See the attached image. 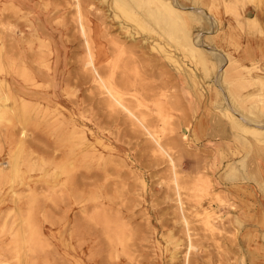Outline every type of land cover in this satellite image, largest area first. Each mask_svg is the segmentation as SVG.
I'll return each mask as SVG.
<instances>
[{"label": "rangeland", "instance_id": "rangeland-1", "mask_svg": "<svg viewBox=\"0 0 264 264\" xmlns=\"http://www.w3.org/2000/svg\"><path fill=\"white\" fill-rule=\"evenodd\" d=\"M115 1L0 0V264H251L231 217L210 208L208 171L180 123L205 128V141L260 143L232 119L264 130V60L243 56L264 36V0H178L194 10L188 32L210 69L184 47L181 19L165 21L150 0H130L126 17ZM116 36L152 60L136 78L120 58L130 84L107 108Z\"/></svg>", "mask_w": 264, "mask_h": 264}, {"label": "crops", "instance_id": "crops-1", "mask_svg": "<svg viewBox=\"0 0 264 264\" xmlns=\"http://www.w3.org/2000/svg\"><path fill=\"white\" fill-rule=\"evenodd\" d=\"M263 15L255 16L259 21ZM263 37L258 35L245 45V63L264 60ZM192 96L197 102V96ZM194 112L198 113L196 109ZM212 128L210 135H214L215 126ZM206 133L197 123L189 135L194 138L191 148L201 153L208 171L212 190L207 199L209 206L216 213L231 217V227L239 231L236 245L249 256L246 262L264 264V146H241L216 136L205 141Z\"/></svg>", "mask_w": 264, "mask_h": 264}, {"label": "bare ground", "instance_id": "bare-ground-1", "mask_svg": "<svg viewBox=\"0 0 264 264\" xmlns=\"http://www.w3.org/2000/svg\"><path fill=\"white\" fill-rule=\"evenodd\" d=\"M91 0H89V2H90ZM102 3H106V0H100ZM108 1V0H107ZM136 2H141L142 3V1L141 0H135ZM148 1V0H147ZM153 4H151V5H154L155 4V6H156V8H158V10H160V12L162 13V15L161 16H163L164 17V19H166L165 21H167V20H170V22H172V23H174V24H178L179 23V21H180V19H181V21H180V23L179 24H181V22L183 23V24H181V25H183V28H184V30H182L183 31V43H184V47L186 48V50L188 49V50H191V52L193 53V54H196L197 55V57H198V61H196L197 63H199V64H201L202 66H204L205 67V69H210V67L211 66H209V63H208V60H207V57L205 56V54H207L206 52H204V51H201V50H199V49H197V44L195 43V41H194V39L191 37V35L189 34V30H188V22H189V20H192V19H194V13H193V11L190 9L189 11H188V13H187V15H185V14H183L180 10H181V7H180V5L178 4V0H150ZM116 2V4H119V5H121V11H122V13L124 14V15H126V17H127V15H129L128 13H129V11H131V1L130 0H116L115 1ZM85 3H87L86 1H85ZM140 3V4H141ZM143 3H144V1H143ZM83 4V2H78V3H76V6H80V5H82ZM138 4V3H137ZM140 4H138V5H140ZM150 4V3H149ZM118 5V6H119ZM131 5V6H130ZM139 7H141V6H139ZM143 7V6H142ZM76 8V7H75ZM80 8V7H79ZM184 9V8H183ZM120 10V9H119ZM136 10V9H135ZM155 10V9H154ZM153 10V11H154ZM157 10V11H158ZM152 11V10H151ZM182 11H184V10H182ZM134 12V11H133ZM136 12V11H135ZM159 12V13H160ZM79 13V12H78ZM149 13V12H148ZM151 13L152 12H150L149 14L151 15ZM153 13H155V12H153ZM123 14H122V16H123ZM250 15V14H249ZM129 16H131V15H129ZM137 16V15H136ZM135 16V17H136ZM162 17V18H163ZM254 17V16H253ZM128 18H130V17H128ZM192 18V19H191ZM247 18V17H246ZM131 19V18H130ZM157 19V18H156ZM177 19H179V21L177 20ZM160 20H162V19H160ZM178 22H177V21ZM248 20H250L249 21V23L251 22V23H253V25H256L257 24V20H255V18H250V19H248ZM247 20V21H248ZM175 21H176V23H175ZM158 22V21H157ZM169 22V21H168ZM167 22V23H168ZM169 22V23H170ZM242 22V21H241ZM240 23V22H239ZM174 24H173V26H174ZM5 25V24H4ZM7 25V24H6ZM180 25V26H181ZM248 25V24H247ZM250 26V25H249ZM176 27V26H175ZM239 27H242V26H239ZM127 30V29H126ZM179 30V29H178ZM190 30H191V28H190ZM179 32V31H178ZM127 34H129L130 35V37H132V33L130 32L129 33V31L127 30ZM117 37L118 36H116V38H112L111 39V42L113 43V45H114V48H113V52L116 54L117 53V56H116V59H115V61H114V63H113V65H112V69H113V71H112V74H113V78H114V84H113V90H112V95H111V98L110 97H108V98H106V100L104 101L105 103V105L107 106V108H109V106L111 107V99L113 98V100L114 101H117V102H120L122 99H121V97H122V93H123V91H122V89H126V87L128 86V84H130V77H129V74H128V70H130V69H128L127 70V64H126V62H121L120 61V58L121 57H123L124 59V61H127V63L129 62V63H131V64H133L135 67H137L138 69H140L141 71H142V69L143 70H146V69H144V68H142L143 66H147V63H148V61H150V60H152L151 59V57H147L146 58V54L145 53H143V51H139V50H135V46H132V49H130L129 47H127L126 46V43H121L120 41H119V39H117ZM39 40V39H38ZM39 42H41V45H43L42 43V41L41 40H39ZM200 42V41H199ZM137 44V43H136ZM206 46V45H205ZM43 47V46H42ZM137 47V46H136ZM134 48V49H133ZM156 48V47H155ZM152 50H154V49H151V50H149V51H152ZM160 51V50H159ZM49 52H50V50H49ZM144 52H146V51H144ZM162 52L164 53V54H170L169 53V51L168 50H166V49H163L162 48ZM2 54V53H1ZM41 54H43V53H41ZM214 55L216 56V60L217 61H219L220 63H222L223 62V57H220L219 55H218V53H214ZM172 55H168V60L170 61V62H172V63H175V64H177V61L173 58V57H171ZM1 58V57H0ZM149 58V59H148ZM122 60V61H123ZM121 63L123 64V66H121ZM231 65H233L235 62H232V60H231ZM23 64V63H22ZM236 64V63H235ZM132 65V66H133ZM216 65L218 66V63H214V68H216ZM181 66V65H180ZM255 66V65H254ZM22 67V66H21ZM129 67V66H128ZM134 67V68H135ZM243 68V65H241V64H238V66H235V68H238V73L237 72H235V75H234V77H236L237 79H244L243 78V75H242V73H241V75H240V71H239V68ZM131 68H133V67H131ZM146 68V67H145ZM254 68L255 67H253V68H249V69H247V72L249 73V74H251L252 73V71L254 70ZM136 69V68H135ZM138 69H136L137 71H135V75H136V78L137 77H139L140 75H142V77L141 78H143L144 77V75L146 74V72L148 71V70H146V71H144V72H141L140 70H138ZM133 70V69H132ZM131 70V71H132ZM140 71V72H139ZM149 71H151V69L149 70ZM18 73V75H19V77H21L22 79H24L25 81H27V82H32L31 81V76H29V73L27 72V70L24 68V67H22V68H20V70L17 72ZM91 73V72H90ZM161 73H162V71H161ZM248 74V75H249ZM195 76L197 75V73H195L194 74ZM224 75H225V77L224 76H222V77H224V79L221 77V82L222 83H224L225 82V78H226V76H228V71H226L225 73H224ZM147 76V75H146ZM257 76V75H256ZM207 77V76H206ZM183 78V77H182ZM32 79H34V78H32ZM123 79V80H122ZM146 79V78H145ZM224 80V81H223ZM122 81H124V82H122ZM196 81V80H195ZM4 82V81H3ZM220 82V83H221ZM221 83V84H222ZM235 84H238L239 85V87L240 86H242V84L241 83H235ZM6 85V84H5ZM223 85V84H222ZM33 86V85H32ZM157 86V85H156ZM244 86V85H243ZM1 87V86H0ZM161 88V87H160ZM191 89V88H190ZM217 89V88H216ZM244 89V88H243ZM156 90V89H155ZM161 91L162 89H158V91ZM193 90H194V88H193ZM0 92H2L1 90H0ZM145 93L147 92V90L146 91H144ZM156 93H157V91H155ZM145 93H143V94H145ZM189 92L187 93V95H188V98H190V100L191 99H194V96H192L191 94V96H189ZM218 95H220V93L218 94ZM146 96V95H145ZM165 96V95H164ZM154 97H159V93H157V94H155V96ZM233 97V96H232ZM249 97V96H248ZM247 97V98H248ZM234 98V97H233ZM239 98V97H238ZM140 99H142V97H140V96H135L134 97V100L135 101H137V102H139L140 101ZM0 100L1 101H3V102H7V101H9V96L7 95V94H5V93H2V96H1V98H0ZM133 100V101H134ZM170 101H171V98H170ZM234 101H236V100H234ZM24 102V101H23ZM141 102V101H140ZM174 103V101L172 100L171 101V103ZM25 103V102H24ZM23 103V104H24ZM27 103H28V101H27ZM27 103H26V105H27ZM11 104V103H10ZM160 104H162V102H160V101H157L156 102V104H154L155 105V107H154V110H156V111H158V113L159 112H162L163 111V107H160ZM228 104H229V107L230 108H227L224 112H229V113H231V111H232V113L234 112L233 110H232V106L230 105V102H228ZM11 106V105H10ZM237 109V108H236ZM27 109H26V107H25V104H24V106H23V108H22V110H21V113L22 114H26V111ZM153 110V108H149V111H152ZM162 110V111H161ZM242 112V111H241ZM251 112V111H250ZM231 113V114H232ZM235 113V112H234ZM261 113V112H260ZM253 114V113H252ZM4 115V114H3ZM159 115H160V113H159ZM225 115H226V113H225ZM230 116V115H229ZM232 116H233V114H232ZM264 116V115H263ZM233 118V117H232ZM242 117L240 116V118L239 117H235V119H232V121H233V124L235 125V126H238V128L239 127H241V130L243 129V130H245L247 133H250V134H252V135H254V136H257V140L260 142L259 144H250V145H248L247 144V146H264V130H260V129H256V128H253V127H244L243 125H241L237 120H239V121H241L242 119H241ZM257 118V117H256ZM237 119V120H236ZM258 119V118H257ZM255 120V119H254ZM248 123V122H247ZM178 126V125H177ZM261 126V125H260ZM6 129V128H5ZM230 129V128H229ZM180 130L182 131V134H183V136L185 137V139L186 138H188V136H189V133H190V131H189V128H188V126H186V125H182V123H180ZM242 130V131H243ZM232 131V130H231ZM246 133V134H247ZM23 134V133H22ZM182 136V137H183ZM239 138V137H238ZM184 139V138H183ZM153 140V139H152ZM246 141V140H245ZM244 142V141H243ZM154 143L158 146V145H161L162 144V141L160 140V138L158 137V136H156L155 138H154ZM248 143V142H247ZM246 144V143H245ZM237 153V152H236ZM231 154H232V152H231ZM238 154V153H237ZM233 155H234V153H233ZM239 155V154H238ZM91 156V155H90ZM16 161V160H15ZM14 160H13V162H10V167L12 168V170L13 171H15V173H17L18 172V169H17V163L15 162ZM6 164V163H5ZM20 166V165H19ZM4 168V167H3ZM3 171H5V169H3ZM2 171V169H1V172L0 173H2L3 172ZM65 172V171H64ZM18 174V173H17ZM3 175V174H2ZM19 175V174H18ZM81 176V175H80ZM0 177H1V174H0ZM94 178V177H93ZM1 180L3 179V178H0ZM88 179V178H87ZM92 179V178H91ZM0 180V181H1ZM80 180V179H79ZM19 218V217H18Z\"/></svg>", "mask_w": 264, "mask_h": 264}]
</instances>
